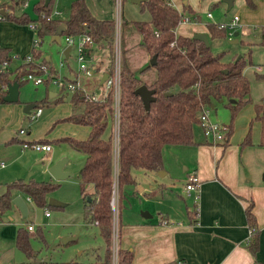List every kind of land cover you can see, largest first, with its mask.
<instances>
[{"label": "crops", "instance_id": "1", "mask_svg": "<svg viewBox=\"0 0 264 264\" xmlns=\"http://www.w3.org/2000/svg\"><path fill=\"white\" fill-rule=\"evenodd\" d=\"M33 1L35 3L36 0ZM171 1L182 12L188 6L194 13L189 15L184 13L188 19L181 21L177 25V33L194 36L195 32H206L210 40L211 36L207 23H202L199 14L195 12L190 4H187V0ZM252 1L254 3L251 4L253 9L241 6L244 8L243 12L245 14L242 16L238 13L235 14L239 15L238 23L239 21L241 23L255 21L254 26L258 29H254V31H250L248 28L239 29L240 32L237 37L239 38L240 35H251L249 41L253 40V43L251 42L252 45L256 44L255 47L259 48V51L263 50L264 52V43L261 42V33L264 31V26L259 29V19L261 17H255V13L264 8V0ZM65 2V4L69 5L68 13L66 16H62L64 8L58 7V0H52L54 5H52V10L58 9L60 13L56 15L61 18L68 17L72 0H65ZM17 3L19 7L15 9L16 15L27 10L26 7L28 6H23L22 1L20 3L17 1ZM86 3L96 17L114 19V0H86ZM262 17L264 19L263 15ZM230 20L222 22L226 23ZM227 30V37H235L234 31L230 35L229 28ZM139 34L141 36L140 32ZM61 37L64 39L63 34H61ZM4 38V31L1 29L0 45L9 47L12 60L14 55L11 51V44H8ZM140 42L141 38L139 37L137 43L140 45ZM128 46H131L129 52L134 49L139 51L138 62L141 65L138 66L140 63L135 62V60L133 63L137 69L143 64H152L150 63L151 54L149 52H145L144 49L140 46L137 47L136 44L134 46L129 43ZM92 47L97 65H100V68L96 67L94 69L97 73L100 72L99 78L96 80L103 83L104 81L102 82L101 78L104 72H108L106 69L109 60L106 56V59L103 58L97 45L93 44ZM43 50L49 58H52V55L46 49L43 48ZM71 50L69 56L71 55ZM19 53V51H16V55H19ZM69 56L66 58L68 59ZM248 57L251 59V63L254 64V68L251 69L255 78L258 80L264 79V69L261 62L255 61L252 53ZM101 58L104 60L102 61ZM54 66L56 67L55 64ZM75 68H70L69 76L76 74ZM12 70L15 74V68ZM249 70L245 68L244 72L250 81ZM45 83L46 86H49L48 84L52 82L47 80ZM80 84L86 91L96 92L95 89L89 90L83 85L82 76ZM1 86L0 80V92ZM60 87L58 91L52 90L49 92L48 97L44 96L42 98L50 101L54 97L61 95L63 88L62 86ZM106 92L107 88L103 94ZM27 102L31 101L20 99L14 101L0 100V194L6 190L8 181L18 178L52 181L64 179L55 178L49 170L52 164L66 154L64 148L54 149L53 142L55 140L53 139L65 135L85 138L90 132L91 127L88 124L70 120L55 122L58 118L64 117L71 112L72 104L68 97L55 104L59 105L52 108L45 116H42L43 108L42 113L38 116L39 118H35L37 121L33 124L27 122V124L20 126L21 120H31L28 112L24 111V105ZM250 103L248 102L244 105L240 111L245 109ZM255 114L256 109L254 106L248 125L251 122V125L258 126V135L248 144L242 143L248 126L245 127L246 131L244 130L236 140H231L230 136L227 144H224L223 141L214 142L209 135L205 134L202 125L197 122L194 125V130L195 126L199 124L202 133L205 135L204 137H198L195 133L197 143L189 145L167 143L163 146L162 168L145 170L135 167L133 169L136 182L126 188L118 216L120 221L118 245L133 251V258L127 264L144 262L264 264V144L260 143L262 122L255 118ZM22 127L25 128L23 132L20 131ZM39 138H46L47 141L41 142L51 143V149L41 150L33 147V143L37 142L36 139ZM64 142L72 146L68 141L59 143L63 144ZM78 151L82 154L81 167L86 154L81 150ZM188 151H194L195 157H189ZM70 161L69 157L64 166L69 171H71L69 167L71 165ZM80 167L78 168L79 170ZM79 170L76 174L78 181ZM192 172H195L200 181L197 213L192 208V195L187 194L185 186L187 176ZM48 174H50L49 179ZM72 175L73 173L65 178H69ZM88 189H93L91 183L88 184ZM17 193H20L26 202H35L32 197L31 200L27 199L29 195L21 191H15L14 195ZM83 195L84 198L85 194L83 193ZM138 196H143L145 202H147L140 210L137 209L134 200ZM66 206L67 202L64 206L57 207L65 208ZM249 207L255 215L256 229H258V248L256 252H253L250 248V242L254 238V227L248 221L247 211ZM12 208L18 210L19 213L18 211L7 212ZM9 209L6 211L9 213L8 215L5 214L6 212L0 215V264H63L64 261H67L56 262L45 257H39L36 249L32 255H28L18 247L16 243L18 227L20 225L27 227L31 222L21 221L20 214L23 213L14 201ZM46 215H51V211ZM29 231L32 239L35 234L32 235V229ZM94 253L96 258L93 261L107 259L105 240L95 247ZM78 264L83 263L78 261ZM105 264H111V261Z\"/></svg>", "mask_w": 264, "mask_h": 264}, {"label": "trees", "instance_id": "2", "mask_svg": "<svg viewBox=\"0 0 264 264\" xmlns=\"http://www.w3.org/2000/svg\"><path fill=\"white\" fill-rule=\"evenodd\" d=\"M21 1L18 0L19 3ZM247 1L254 4L252 0ZM140 4L142 8L149 9L151 18L130 21L141 33L140 47L151 56L156 54V62L143 64L137 69L125 58L129 47L123 45L120 49L118 125L115 122L117 107L113 86L99 99H93L83 87H76L70 91L66 85H62V90L66 89V92H69L68 99L72 108L68 115L55 121L70 120L91 127L85 138L65 135L53 139L57 142L68 141L86 154L79 170V183L82 193L85 194V217L88 223L98 224L107 247V259L93 261L90 264H105L111 260L114 226L112 199L117 194L119 215L126 188L136 182L133 169L162 168L163 146L167 143L182 145L197 143L194 125L199 121V111L203 106L212 109L220 102L226 103L232 111L233 119L251 100L250 81L244 72L245 66L252 62L249 57L245 54L237 57L235 53L231 59L224 60L222 52H215L204 40L193 35L177 33L176 27L184 12L171 0H143ZM52 7V0L48 3L45 0H36L34 15L24 10L18 15L8 13L6 17L18 22L37 21V33L42 39L46 35L52 36L59 24L65 26L63 35L90 33L103 58L106 59L105 56L108 58L106 71L112 74L115 57V20L96 17L90 11L86 0H72L67 18L49 16ZM42 10L46 15L41 14ZM123 21L129 20L125 18ZM207 26L211 37L228 36L227 27H220L217 22H208ZM261 42L264 43V31L261 33ZM31 51L34 60H23L18 64L14 77H10L13 70L0 71L2 83L0 100H4V95L8 91L7 85L11 81L17 80L19 86L22 84L24 80L20 75L24 71H42L41 61L50 65L52 72H58L52 58L45 54L41 46H33ZM11 57L9 47L0 45V63H8ZM96 67L100 68V65ZM65 76L72 80L76 79L68 74ZM143 83L155 88V98L150 101L149 107H146L141 95L136 92V88ZM64 99V94H61L54 97L52 103L56 104ZM33 102L36 106H43L49 101L41 98ZM255 109V118L262 122L260 143L264 144V97L255 102ZM228 127L224 144H227L232 134V122L228 123ZM251 127L252 125L242 141L243 144L252 142ZM36 141L47 139L39 138ZM89 183L93 185L92 190L88 189ZM6 184V190L0 194V215L13 205L15 191L31 196L39 206L57 207L50 205L48 200L50 191L58 186L59 181L18 178ZM247 216L250 225L254 227V238L250 242V248L256 252L258 229L250 207ZM119 224L120 221L118 234ZM16 243L28 255L35 252L30 231L24 225L17 229ZM132 258V249L118 245V264H127ZM63 264H78V261L67 260Z\"/></svg>", "mask_w": 264, "mask_h": 264}, {"label": "rangeland", "instance_id": "3", "mask_svg": "<svg viewBox=\"0 0 264 264\" xmlns=\"http://www.w3.org/2000/svg\"><path fill=\"white\" fill-rule=\"evenodd\" d=\"M18 0H0V11L5 9L9 11L8 13H15V9H17L18 4L16 3ZM185 1V0H182ZM187 4H190L192 8H194L195 12L199 14V18L202 23L208 22H222L228 21L231 19L233 14L238 13L239 15L245 14V8L253 9L252 5L247 0H235L234 4L230 9L227 8V3L224 0H187ZM65 0H58V7L64 8L62 12V16H66L68 13V4H65ZM53 5V3H52ZM66 5V6H64ZM54 6V5H53ZM21 8V7H20ZM247 8V9H248ZM26 9L30 14H35L34 10V1L30 0L28 7ZM114 18L117 20V17L121 16V28H120V42L119 48L122 49V46L129 47V50L126 52V60L133 64L134 60L137 63L140 54L138 50L130 51L129 43L136 46H140L137 42L139 41V37L141 38L138 29L136 26L130 21L131 19H141L148 20L151 18V13L148 8H142L141 4L136 3L132 0H123L121 2L120 8L119 5L116 4L114 0ZM211 10L212 15L208 16L207 12ZM18 12V10H17ZM183 12L187 15L194 14L187 6V8ZM264 8L262 10H258L255 13V17H261L259 29L264 26ZM16 15V14H15ZM252 15V14H251ZM128 19L129 21H123V19ZM255 21L253 22H244L237 23L234 26L235 29H244L248 28L250 31H254ZM228 28V27H227ZM3 29L5 38L4 40L11 44L12 53L14 55L13 59L10 63H0V67L2 71H10L15 68V66L23 60H26L27 54L31 53V47L33 45V40L35 38L40 39L41 36L37 33V31L30 27L29 23L26 22H17L12 18L2 17L0 18V30ZM115 38H116V27H115ZM232 37H211L210 45L211 48L215 52H222V58L224 60L231 59L232 56L237 53L245 54L247 57L252 53V57L255 61L261 62L264 69V52L263 50H258L255 45H252V41H249L251 35L247 36H239L238 41H231ZM249 42V43H248ZM252 42V43H251ZM26 44V48L24 45ZM65 44L64 39L61 37V41L58 42L52 39L51 35H46L41 39L40 46L46 49L52 55V61L56 65L58 69H60L61 74L65 75L71 72L70 68H75L77 66V60L75 58L76 49L75 47L71 50V55L68 59H66L65 64L59 67L60 59L62 57L61 48ZM137 49V48H136ZM16 51H19V55H16ZM122 53V52H121ZM122 56V54H121ZM116 59V42H115V57L114 63ZM68 60V61H67ZM141 63L138 65L140 66ZM245 68L250 69V101L251 102L245 109L238 112L235 117L232 119V111L228 104L220 102L214 108L211 109L210 113L214 119H218L225 123L232 122L233 131L231 134V140H236L242 132H244L245 127L248 126L247 132L250 128L248 122L250 121V117L254 111L255 102L260 101L262 97H264V79L258 80L255 78V75L252 73V69L254 68L253 63H248ZM244 68V69H245ZM139 69V67H138ZM20 71V70H19ZM247 71V70H246ZM251 71V72H250ZM65 74H64V73ZM15 73H17L15 71ZM22 72H20L21 74ZM99 73L95 70L92 71L91 74H87L85 72L81 73L82 83L89 90H96V93L101 96L104 91H106L105 82L100 83L98 80ZM15 74L11 72L10 77H14ZM73 76V75H71ZM21 78V77H20ZM49 86H46V83L36 84L32 80L24 79L22 84L19 87V99L20 100H40L42 97L49 95L50 91H58L61 87L60 84L50 83ZM64 89L61 94H64L65 98L69 97V92ZM50 98V97H49ZM61 102V101H60ZM57 104V103H56ZM52 103V100L47 104L43 105L44 112L42 116H45L52 108L57 107ZM53 106V107H52ZM35 106L34 108H36ZM244 107V106H243ZM242 107V108H243ZM39 118V117H38ZM36 119L21 120L20 126L27 124L30 122L33 124ZM58 124V123H56ZM19 128V125H18ZM246 131V130H245ZM246 132V133H247ZM194 133L199 137H204V133L201 131L200 125L195 126ZM258 135V126L252 125L251 127V137L252 140L255 136ZM248 144V143H245ZM54 149L64 148L66 150V154L62 157H70L71 161L69 167L73 175L69 178H64L59 180V184L56 188L50 191L49 196H53L59 198L63 201L67 202V206L64 208L52 207L48 206L51 211V215H46L45 206H39L36 202L27 201L28 212L26 214H20L21 221L26 223L31 222L34 225V229L32 230V245L38 251L39 257H45L48 260L52 261H61V260H78L83 264H90L95 257V247L104 242L103 236L100 233L99 226L94 223H88L85 217V208H84V198L83 193L81 191L80 183L76 179V174L78 172V168L81 164V156L82 154L72 146L67 143L60 144L57 141L53 142ZM188 156L193 158L195 157L194 151H188ZM50 174H48V179ZM57 181V180H56ZM115 207L113 224L114 228H118V205H117V194H115ZM136 207L138 210L142 209L144 205L147 204L145 202V198L143 196L135 197ZM9 209V211H18L16 209ZM61 211V213H60ZM5 213L8 215L9 213ZM19 213V211H18ZM120 226V224H119ZM39 230L41 232L39 233ZM72 232V233H71ZM120 233V227H119ZM77 235L76 238L65 241L64 236ZM113 247V243H112ZM112 252L111 248V260H112ZM110 260V261H111ZM98 260H95L96 262Z\"/></svg>", "mask_w": 264, "mask_h": 264}, {"label": "built area", "instance_id": "4", "mask_svg": "<svg viewBox=\"0 0 264 264\" xmlns=\"http://www.w3.org/2000/svg\"><path fill=\"white\" fill-rule=\"evenodd\" d=\"M123 0H115L116 4L121 5V2ZM30 0H22L23 6H28ZM7 10L2 9L0 11V18L6 17L8 15ZM60 11L58 9L52 10V13H50L49 16H57L56 14H59ZM41 14L44 16L46 15L45 11H41ZM208 15H212L211 11H208ZM188 19L186 15H184L181 19V21H184ZM115 20V27H116V59H115V66L113 73H109L107 78L104 80L108 90L113 86L114 87V95L116 99V107H117V113H116V118L115 122L116 125H118V104H119V95H120V48H119V36H120V28H121V16L117 17V20ZM239 20V15L235 14L233 18L229 22H218V25L220 27H228L229 28V33L230 35L233 34L234 31V26L238 23ZM180 21V22H181ZM29 25L31 28L35 29L37 31L38 28V22L37 21H30ZM41 39L35 38L33 40V45L35 47L40 46ZM64 41L65 44L61 48V54L62 57L60 59V64L59 67L63 66L65 64L66 55L64 52V48L66 45L71 44L70 50L75 47L76 49V54L75 58L77 60V66L75 68L76 74L73 76L76 78L75 80L69 79L65 75L61 74V72L58 69V72H52L50 65L47 63L41 61L40 62V68L42 71H34V70H29V71H24L20 77L21 79H28L32 80L36 84L43 83L45 81H51L52 83H57L62 85H66L67 88L72 91L76 87H83L80 84V78H81V73L85 72L87 74H91L92 71L96 68L97 66V61L95 57V53L93 52V44H95L93 37L91 36L90 33L88 32H83L78 35H64ZM26 60H34V56L31 53L27 54ZM55 67V66H54ZM2 68L0 67V71ZM8 86V85H7ZM85 92L89 94V96L93 99H99L102 97L104 94L99 96L95 91H86L84 88ZM106 92V93H107ZM105 93V94H106ZM43 111L42 106H37L36 108L31 109V111L28 113L30 119H35L37 118ZM211 109L208 106H203L202 109L199 111V123L202 125L204 132L206 135H209L214 142H221L225 141L227 136L226 133L229 129L228 124L225 122H222L218 119H214L211 117L210 113ZM25 130L24 127L20 128V131L23 132ZM33 147L36 149H41V150H50L52 145L49 142H41L37 141L33 143ZM187 194L192 195V201L193 205L192 208L197 213L198 209V200H199V192H200V181L197 178V175L195 172L189 173L187 176V182L185 184ZM115 197L112 199V206L115 207ZM27 199L31 200V196H27ZM45 213L49 214L50 210L48 208L45 209ZM34 225L32 223H29L27 228L29 230H33ZM113 252H112V260L111 264H118V228H114L113 226Z\"/></svg>", "mask_w": 264, "mask_h": 264}, {"label": "water", "instance_id": "5", "mask_svg": "<svg viewBox=\"0 0 264 264\" xmlns=\"http://www.w3.org/2000/svg\"><path fill=\"white\" fill-rule=\"evenodd\" d=\"M45 1H46V3H48L50 0H45ZM133 1L140 3L143 0H133ZM224 1L227 2V8L230 9L233 5L234 0H224ZM64 29H65V26L63 24H59L56 28L55 33L52 35V39L60 42L61 41V34L64 31ZM239 32H240L239 29L234 30L235 37L231 38V41H238L239 40V38L237 37ZM194 36L204 40L206 42V44H208V45L210 44L209 36L206 32H195ZM70 48H71V44L66 45L64 48V52H65L66 57L69 56ZM239 56H241V54H239L237 57H239ZM155 62H156V54H153L150 58V63H155ZM108 74H109L108 72H104V74L101 78L102 82L107 78ZM136 92L141 95L146 107H149L150 101L155 98V95H154L155 88L149 87L146 83L139 85L136 88ZM4 99L8 100V101H14V100L19 99V82L17 80L11 81L8 84V91L4 95ZM34 106H36L35 102H33V101L27 102L24 105V111L29 113ZM67 160H68V157H65V156L61 157L54 164H52L50 166L49 170L55 178H57V179L65 178V177L72 174L71 171L66 170L64 168ZM13 201L16 203V205L19 207V209L22 211L23 214H26L28 212L27 202L20 193H17L16 195H14ZM48 202L50 205H54V206H64L66 204V201H63V200L56 198V197H53V196H49ZM76 237H77V235L64 236V240L68 241V240L74 239Z\"/></svg>", "mask_w": 264, "mask_h": 264}]
</instances>
